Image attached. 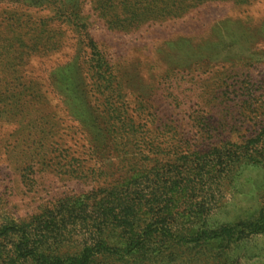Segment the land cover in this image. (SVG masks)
<instances>
[{
    "label": "rangeland",
    "instance_id": "374dc122",
    "mask_svg": "<svg viewBox=\"0 0 264 264\" xmlns=\"http://www.w3.org/2000/svg\"><path fill=\"white\" fill-rule=\"evenodd\" d=\"M260 144L264 0H0V220L86 195L153 145L164 158ZM226 193L231 213L258 212L264 168ZM211 248L264 264V237L243 257Z\"/></svg>",
    "mask_w": 264,
    "mask_h": 264
},
{
    "label": "trees",
    "instance_id": "16d2710c",
    "mask_svg": "<svg viewBox=\"0 0 264 264\" xmlns=\"http://www.w3.org/2000/svg\"><path fill=\"white\" fill-rule=\"evenodd\" d=\"M117 133L138 145L135 132ZM236 148L171 150L163 158L153 145L138 152L140 165L127 163L126 172L86 195L60 198L25 218L3 217L0 264H187L196 259L190 247L201 263L227 264L210 256L212 242L241 248L243 257L246 245L264 237V207L231 213L226 192L240 170L264 168V144Z\"/></svg>",
    "mask_w": 264,
    "mask_h": 264
}]
</instances>
